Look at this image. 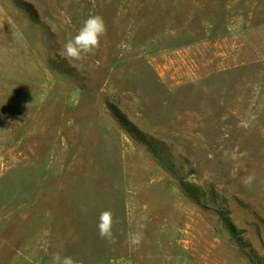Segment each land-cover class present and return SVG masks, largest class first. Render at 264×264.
Masks as SVG:
<instances>
[{
  "label": "rangeland",
  "instance_id": "374dc122",
  "mask_svg": "<svg viewBox=\"0 0 264 264\" xmlns=\"http://www.w3.org/2000/svg\"><path fill=\"white\" fill-rule=\"evenodd\" d=\"M90 15L108 31L69 63ZM110 106L264 257V0H0V264H252Z\"/></svg>",
  "mask_w": 264,
  "mask_h": 264
},
{
  "label": "trees",
  "instance_id": "16d2710c",
  "mask_svg": "<svg viewBox=\"0 0 264 264\" xmlns=\"http://www.w3.org/2000/svg\"><path fill=\"white\" fill-rule=\"evenodd\" d=\"M24 9L33 17L30 9ZM110 111L129 137L137 144L144 146L159 165L177 181L181 192L191 202L204 210L212 209L216 213L230 237L252 264H264V257L259 256L252 248V245L246 238L245 231L237 228L235 225L232 219V212L227 206V200L221 194L216 191L207 192L201 187L185 181V178L176 170L174 161L169 157L158 141L143 133L116 107L110 106Z\"/></svg>",
  "mask_w": 264,
  "mask_h": 264
},
{
  "label": "clouds",
  "instance_id": "9594fccd",
  "mask_svg": "<svg viewBox=\"0 0 264 264\" xmlns=\"http://www.w3.org/2000/svg\"><path fill=\"white\" fill-rule=\"evenodd\" d=\"M107 25L100 15H90L84 20L83 25L78 30L77 34L67 39L62 45L60 55L63 59L72 62H83L91 54H94L99 49L101 38L106 35ZM233 159H236L233 154ZM119 221L114 218L111 210L101 212L98 218V233L101 239L109 243L116 242V234L113 231L114 225ZM142 228V224H138ZM142 241L140 232L129 233L128 242L131 245L138 246ZM54 264H82V261H76L71 256H61L56 253L53 256Z\"/></svg>",
  "mask_w": 264,
  "mask_h": 264
}]
</instances>
